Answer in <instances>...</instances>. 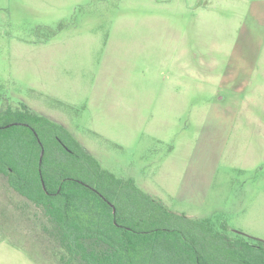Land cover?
<instances>
[{
	"label": "rangeland",
	"instance_id": "1",
	"mask_svg": "<svg viewBox=\"0 0 264 264\" xmlns=\"http://www.w3.org/2000/svg\"><path fill=\"white\" fill-rule=\"evenodd\" d=\"M21 104L170 211L264 242V0H0V113ZM25 202L0 179V264H60Z\"/></svg>",
	"mask_w": 264,
	"mask_h": 264
},
{
	"label": "trees",
	"instance_id": "2",
	"mask_svg": "<svg viewBox=\"0 0 264 264\" xmlns=\"http://www.w3.org/2000/svg\"><path fill=\"white\" fill-rule=\"evenodd\" d=\"M0 179L35 211L60 264H264L263 241L170 211L25 104L0 113Z\"/></svg>",
	"mask_w": 264,
	"mask_h": 264
},
{
	"label": "crops",
	"instance_id": "3",
	"mask_svg": "<svg viewBox=\"0 0 264 264\" xmlns=\"http://www.w3.org/2000/svg\"><path fill=\"white\" fill-rule=\"evenodd\" d=\"M200 176H202V175L200 174Z\"/></svg>",
	"mask_w": 264,
	"mask_h": 264
},
{
	"label": "water",
	"instance_id": "4",
	"mask_svg": "<svg viewBox=\"0 0 264 264\" xmlns=\"http://www.w3.org/2000/svg\"><path fill=\"white\" fill-rule=\"evenodd\" d=\"M42 156H43V153H42Z\"/></svg>",
	"mask_w": 264,
	"mask_h": 264
}]
</instances>
